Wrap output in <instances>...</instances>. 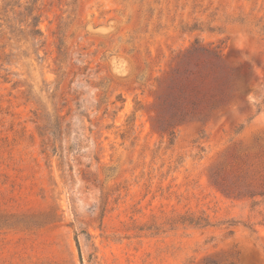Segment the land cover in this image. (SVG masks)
Masks as SVG:
<instances>
[{
    "label": "rangeland",
    "instance_id": "obj_1",
    "mask_svg": "<svg viewBox=\"0 0 264 264\" xmlns=\"http://www.w3.org/2000/svg\"><path fill=\"white\" fill-rule=\"evenodd\" d=\"M195 43L229 94L167 125ZM262 193L264 0H0V264H264Z\"/></svg>",
    "mask_w": 264,
    "mask_h": 264
},
{
    "label": "trees",
    "instance_id": "obj_2",
    "mask_svg": "<svg viewBox=\"0 0 264 264\" xmlns=\"http://www.w3.org/2000/svg\"><path fill=\"white\" fill-rule=\"evenodd\" d=\"M38 18L37 15L30 17L33 38L40 34ZM166 88L168 98L164 97L159 101L158 112L161 114L159 117H162V113L171 110L167 125H172L174 120L181 121L201 114L205 104L227 97L231 85L224 75L219 52L195 43L175 61ZM262 216L264 218V213Z\"/></svg>",
    "mask_w": 264,
    "mask_h": 264
}]
</instances>
